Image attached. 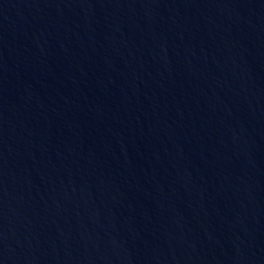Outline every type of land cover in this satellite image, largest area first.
Returning <instances> with one entry per match:
<instances>
[{
    "label": "water",
    "instance_id": "water-1",
    "mask_svg": "<svg viewBox=\"0 0 264 264\" xmlns=\"http://www.w3.org/2000/svg\"><path fill=\"white\" fill-rule=\"evenodd\" d=\"M0 264H264V0H0Z\"/></svg>",
    "mask_w": 264,
    "mask_h": 264
}]
</instances>
